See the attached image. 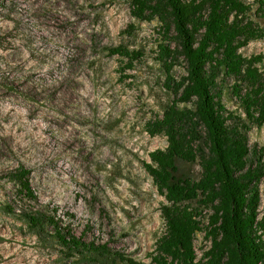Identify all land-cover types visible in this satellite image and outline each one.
Instances as JSON below:
<instances>
[{"label": "rangeland", "instance_id": "obj_1", "mask_svg": "<svg viewBox=\"0 0 264 264\" xmlns=\"http://www.w3.org/2000/svg\"><path fill=\"white\" fill-rule=\"evenodd\" d=\"M245 2L263 35L239 51L259 54L264 69V11L259 0ZM171 34L157 19L133 17L127 0H0V264H129L114 253L64 246L49 225L30 229L6 176L19 164L30 169L38 204L73 214L64 218L77 236L150 260L165 232L160 207L167 200L144 162L167 139L151 136L145 125L173 100L158 60V45ZM118 44L139 54L131 61L111 54L107 47ZM171 73L183 75L184 61ZM217 82L225 107L245 118L233 78L221 73ZM249 124L250 147L264 146V125ZM179 165L200 177L197 162ZM259 191L263 219L264 176ZM210 212L198 216L199 263L210 242L204 227Z\"/></svg>", "mask_w": 264, "mask_h": 264}, {"label": "trees", "instance_id": "obj_2", "mask_svg": "<svg viewBox=\"0 0 264 264\" xmlns=\"http://www.w3.org/2000/svg\"><path fill=\"white\" fill-rule=\"evenodd\" d=\"M127 1L133 17L157 19L166 32L172 31L170 41L158 45V60L173 100L145 125L151 136L167 139V146L150 151V161L144 162L167 200L160 207L165 232L147 262L83 240L64 218L72 213L38 204L30 169L23 164L6 174L16 186L17 214L32 230L51 226L64 246L114 253L129 264H264V218L258 217L264 146L251 148L247 137L249 123L264 125V69L257 65L259 54L239 51L263 35L247 16L251 5L245 0ZM259 2L264 11V0ZM107 49L130 61L139 54L123 44ZM180 60L185 73L176 78L171 69ZM221 73L233 78L231 89L245 118L236 119L225 107L217 82ZM179 162H197L200 177L183 173ZM204 208L211 210L204 225L210 242L199 263L194 235L202 229L198 216ZM6 211L13 213V208Z\"/></svg>", "mask_w": 264, "mask_h": 264}]
</instances>
